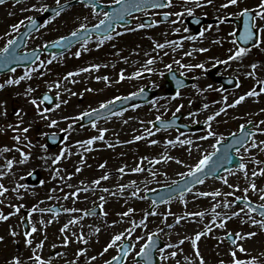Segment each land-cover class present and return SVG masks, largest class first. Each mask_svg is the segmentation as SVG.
<instances>
[{
    "label": "rangeland",
    "instance_id": "rangeland-1",
    "mask_svg": "<svg viewBox=\"0 0 264 264\" xmlns=\"http://www.w3.org/2000/svg\"><path fill=\"white\" fill-rule=\"evenodd\" d=\"M70 0H60V4ZM208 1V0H207ZM244 1L238 0L236 5H228L227 0H213L204 2L201 5L195 3L194 12H208L209 15L215 14V17L223 15H235L243 7ZM260 1V0H258ZM262 1V0H261ZM103 3L112 4L114 0H102ZM180 0L175 5L173 15L176 20L167 28L139 31L133 33H124L112 40H106L103 45L97 47L98 40L88 42V51H83L81 46L73 51H68L60 57H51L42 54L31 67L26 69H15L0 75V83L8 79H19L25 71L31 73V79L22 80L19 84L5 85L0 89V172L6 173L0 177V183H3L9 189L3 196H0V213L8 215L7 220H0V264H12L15 258L20 260V264H37L34 257L40 256L46 264H100L106 259H111L116 254L117 247L109 249L104 256L99 253L110 242L111 237L130 227V222L135 221L139 224L140 220L145 218L144 211L148 208L149 202L144 199V193L149 190H157L162 186L171 184L174 180L180 178L181 173H187L200 158L212 151L214 143L220 137L229 135L230 131L236 132L241 125L247 121H253L255 127L253 130L256 135L250 138L249 143L242 148L237 155L245 163V170L234 169L223 174L230 185L224 184L220 179L205 180L203 184L192 189L190 194L183 195V199L176 197L169 202L155 208L145 220L146 227L139 226L133 232L131 237H123L133 242L135 247L129 253L124 264H133L135 252L139 251L140 246L145 242L148 233L156 235L165 243V255L169 258L162 260L158 252L159 264H199V258L196 257V248L199 249L206 264H230L233 260L231 252L236 250V258L241 260H250L253 257L258 258L264 264V227L260 224L251 223L247 211L239 216H232L233 212H240L242 207L233 204L236 197H245L247 200L257 205L264 204L261 199L264 196V175L252 176L253 171H259L264 168V149L248 148L253 139L257 143L264 140V133L258 129L264 128V92L257 96L246 97L236 107L226 108L225 113H221L211 121V130L215 132V137L207 136L208 125L202 132L192 136H182L175 131H155L150 127V122L156 117L167 118L171 114L182 113V120L187 123H198L206 120L209 115H213L226 104H232L239 97L252 89L257 90L258 81H264V48L260 46L250 50L243 57L235 59L233 70L223 73L241 76V91L234 94L223 95L216 86L210 82L205 75V69L216 53L217 45L213 38L222 43L223 38H218L224 31L226 41L220 48V55L225 60L232 52L230 32L223 26H213L208 30L206 40L202 44H192L193 32L183 24V18L188 13L185 7L187 4H180ZM248 2V3H247ZM246 5L252 4L251 0H246ZM259 2L253 6L258 7ZM32 5H36L33 9ZM43 5L47 7L57 5L56 0H25L19 3L7 2L0 5V48H3L8 39L15 36L22 30L23 24L15 32L11 25L18 24L21 20L24 23L27 17H35L41 14L40 9ZM204 5L202 8L201 6ZM210 5L209 7H207ZM185 9V10H183ZM201 9V10H200ZM258 9V8H257ZM182 10V11H181ZM103 16V12L93 13L91 8L84 5H77L61 13L58 17L47 21L33 35H31L23 50L29 51L34 48H41L43 44L50 42L58 37L69 34L79 27L81 23L90 25ZM257 24L264 27V20H257ZM232 29V26H228ZM226 27V28H228ZM179 29V31H177ZM186 37L187 41L180 42V37ZM210 36V38H208ZM264 33H262V37ZM264 39V38H263ZM262 39V42L264 43ZM222 40V41H221ZM166 41H177L180 46L167 45L163 49H156L155 43H165ZM207 45H212V51L206 57L203 54L209 52L200 51L206 49ZM261 45V44H260ZM81 51V55L76 57L74 53ZM147 53V55H146ZM185 53H191L186 55ZM148 59H154V63L148 65ZM51 60L49 64L47 61ZM176 60H180L182 69L186 73L192 74L189 65L201 63L204 65L202 71H196L195 87L179 92L180 95L170 97L164 90V81L162 73L168 65H174ZM40 61H44V67L40 68ZM92 64H99V70H90L81 72L78 76L71 77L65 81L63 77L68 72H75L80 68L89 67ZM256 64L257 68L252 69L251 65ZM35 68V71H32ZM147 68L151 76L146 80H139L133 74L137 71L144 72ZM121 71L125 75L124 80H120ZM253 73L252 75H249ZM193 74V75H194ZM247 75V76H246ZM257 75H261L257 76ZM108 76L109 81L103 79L97 80L96 77ZM256 76V77H255ZM251 77H255L251 79ZM77 83H72V80ZM55 82H59L61 87H51ZM145 85H152L157 91V98L153 105L148 107L131 110L125 114H119L108 120L97 123V127H81L77 125L78 120L71 119L79 116L81 112L98 107L101 103H106L128 93L138 91ZM210 86V87H209ZM264 86V85H263ZM31 87L34 91L26 94V90ZM262 87V85H261ZM260 87V89H261ZM65 89L77 93L70 95ZM93 89V91H85ZM259 90V89H258ZM257 90V91H258ZM43 92H48L57 98L56 104L61 100H67V104H61L56 108V104L50 108V111L44 113L43 118L40 114L43 107L38 102L37 105L31 103L35 96ZM57 92L60 96L57 97ZM83 93V95H79ZM225 97L227 100L225 101ZM208 104L207 109L203 108ZM180 108L177 112L176 109ZM17 113L21 115L18 116ZM195 113V115H189ZM69 117L70 119H64ZM22 118V123L20 122ZM51 120H56V125H51ZM69 124L72 128L68 129ZM11 125L12 127H9ZM23 128L29 131L24 133ZM15 129V130H14ZM100 129H106L103 140H96L92 145H85L90 151L77 144V141H84L100 134ZM67 130V131H65ZM152 135H148V131ZM47 133H63L66 141L63 145L48 149L44 146V136ZM19 135L20 141L15 137ZM136 135H141L144 139L134 140ZM191 140L192 144L169 145L168 140ZM157 141L156 144L150 141ZM131 141V142H129ZM7 148L8 151H4ZM61 149H66L64 156L56 163L53 160L60 154ZM25 153L27 158L21 156ZM162 156H171L172 160L161 161V163H150L154 159H160ZM147 159H144V158ZM83 158V163L81 160ZM24 160L21 163V160ZM12 160L11 169L6 167L7 161ZM177 160L181 161L177 163ZM259 161L260 163H257ZM105 167L101 168L100 165ZM140 166L144 168L142 172H133L132 168ZM79 167L81 171L77 172ZM124 167L125 172L121 174L118 169ZM57 169L59 173L57 174ZM37 171L40 176V186L35 189L28 188L25 183V177L31 171ZM153 172L157 175L154 177ZM105 174L108 179L101 180L99 185L93 184L94 180L100 179ZM135 181V185L132 182ZM255 183L256 190H252L250 185ZM23 185L22 188H18ZM120 185H127L123 192L120 191ZM238 186V187H236ZM13 191V189H17ZM77 188H88L87 192L81 191L76 196L71 193ZM109 189L105 192L104 189ZM139 192L133 197L131 193ZM245 189H248L245 192ZM219 191L222 195L219 197H201L197 193ZM113 193L115 195H113ZM230 194V195H229ZM65 196L68 198L65 199ZM103 196L104 200L100 197ZM49 197H52L49 199ZM229 201L230 208H224L223 202ZM13 205H23L19 212H15ZM59 205L62 209L61 215L44 214L37 210L31 212L36 206L38 209ZM213 205H216L213 209ZM99 207V215H85V211ZM128 208L134 209V212L126 218H121L120 213L127 211ZM65 209H75V211H65ZM207 212L203 217H192L188 213ZM213 211L219 213L221 217L225 214L231 216V219L225 221V227H218L221 222ZM31 214L29 215V213ZM107 213L105 215L104 213ZM9 213H14L9 215ZM170 213V214H169ZM167 214V219L164 216ZM23 215H27L29 220V231L32 227L36 228L31 236H26L22 232L20 221ZM176 217H183L179 224L176 223ZM252 218V217H251ZM257 221L259 219L252 218ZM71 220L78 221L75 224H69ZM113 221H116L113 224ZM65 224L69 227L65 232L61 228ZM167 225H172L171 228ZM99 227L100 232L94 229ZM211 228V232L201 237L197 242L196 248L192 245V238L197 232L205 231ZM163 229V231H160ZM16 235L13 236L12 232ZM254 232L255 235L238 242L246 251L239 252L238 246H230L224 239L226 233L247 234ZM83 235L85 242L78 239ZM65 236L69 243L64 244ZM139 236L142 239L136 240ZM28 239L32 240L31 245L27 244ZM183 240L184 243L179 242ZM168 244L177 245L174 248H168ZM42 245V247H38ZM80 249H86V252L77 256ZM176 251L177 256H171V252ZM96 256L94 262H90L89 257Z\"/></svg>",
    "mask_w": 264,
    "mask_h": 264
},
{
    "label": "snow or ice",
    "instance_id": "snow-or-ice-1",
    "mask_svg": "<svg viewBox=\"0 0 264 264\" xmlns=\"http://www.w3.org/2000/svg\"><path fill=\"white\" fill-rule=\"evenodd\" d=\"M6 0H0V5H3L5 4ZM20 0H17V3H19ZM57 2V5H58V8L57 9H54V13H55V16L53 17V19L56 17V16H59L61 11L63 10V7L60 6V0H56ZM114 2L118 5H120V7L114 9L111 13L109 12H104L103 15L105 17V19L101 20L99 25H95L94 28L96 29V31H100L101 29V26L107 24V27L103 28V32H104V35L100 38H98V41H97V47H100L101 45L104 44L105 40H112L113 39V35H111L110 33L113 31V27H112V22L115 21V20H123L124 19V14L125 13H129L131 12V9L133 8H140L142 6V4L144 2H146V0H141V2L139 3H131L129 4L127 2V0H114ZM208 2L210 3L211 0H208ZM238 3V0H227V4L223 5V7H227L228 5H236ZM153 7H156V6H159L155 3L152 4ZM95 6H93L94 8ZM32 8L35 9L36 8V5H32ZM39 11H46L47 10V5H43L40 9H38ZM242 15L245 17V22H244V31L242 33V35L240 36V39L243 40L245 43H248L249 41H252L253 40V37L256 36V42L258 44L259 40H260V33H264V27H261L260 25L257 24V20H264V0H262V2L258 5V9L250 14V10L245 8L243 9L242 11ZM27 20L30 22V27H35V20L33 19V17H27ZM249 21H251V23H249ZM47 23V22H45ZM24 24V21L21 20L18 24H13L11 25V28L12 30L15 32L17 29H19V27ZM139 28H143L144 27V24H139L138 25ZM79 29H83L84 30V33H85V36H84V39H83V42L81 43V48L83 49V51H88V42H89V38H90V35H91V32L90 30L86 27L85 24L81 23L79 25ZM79 29H77L76 31H72L71 32V37L72 38H78V34H79ZM254 29H258V32H254L253 30ZM132 29H129V31H131ZM177 31H179V29H177ZM24 35H28L27 32L24 33ZM116 36H119V35H122V33L120 32H116L115 33ZM201 35H203V33H201ZM189 39H195V37H188ZM60 42H63V44H61L62 47H68L71 45L72 43V40L68 39L67 37H61L60 38V41H57V43H60ZM167 45H175V46H180L179 43L177 41H166L165 43H155V48L156 49H163L165 46ZM19 43L14 40V39H8L7 41V44L3 47V48H0V57L3 58L2 62V65L4 67H7V65L11 62H15V61H19L21 59H28V57H22L20 55L17 54L16 52V49L19 47ZM200 51H207V49H200ZM246 52H248V49L247 48H238L234 55H230L228 57V60H233V59H239L241 56H243ZM186 55H190L191 53H185ZM74 55L76 57H79L81 55V51H76L74 53ZM147 55V53H146ZM32 57L35 59V60H39V57L37 56V54L35 52L32 53ZM52 61L49 60L47 61V63H51ZM155 61L154 59H148L147 60V64L148 65H151L153 64ZM44 61H40V64H39V67L40 68H43L44 67ZM176 63H180L179 61H176ZM218 63H220V61H218ZM224 63H226V61H224ZM183 67V65H181ZM101 67V65L99 64H92L90 65L89 67H84V68H80L78 69L77 71L75 72H68L64 77L63 79L65 81L69 80V78L71 77H75V76H78L81 72H89L90 70H99V68ZM169 69L171 68L170 65L167 66ZM189 68L193 67V65H189L188 66ZM195 67H200L202 68L203 65H195ZM252 69L255 70L257 68V65L256 64H252L251 65ZM12 71H15V69H11ZM147 71H151L152 69L151 68H147L146 69ZM32 71H35V68H33ZM253 73H250L249 75H252ZM134 76L136 77H139L141 75V72L140 71H137L133 74ZM32 76H31V73L29 71H25L24 75L19 77V79H8L6 80L4 83H0V89L4 88L5 85H12V84H19L22 80H25V79H31ZM126 77L123 73V71H121L120 73V76H119V79L122 81L124 80ZM97 80H101L103 79L105 82H108L109 81V77L108 76H104V77H99L97 76L96 77ZM72 83H77L76 80H72L71 81ZM259 83H262L264 84V81H258ZM178 84L182 83L181 81H177ZM51 87H56V88H59L61 87L60 83L59 82H55L53 85H49V89H51ZM193 87H195V85H193ZM210 87V86H209ZM34 91V89H32L31 87H29L27 90H26V94H30ZM65 91H68L70 93V95H77V93L75 92H71V90L69 89H65ZM85 91H93V89H86ZM143 90H141L142 92ZM260 92H264V88H261L259 91H257L256 89H252L250 91H248L246 94L244 95H241L239 96L237 99L234 100V102L232 104H226L225 107H221L219 109V111L215 112L213 115H209L207 117V119L204 121L205 124L208 125V132H207V136H204V137H201V139H207L208 137H215V132H213L211 130V121H213L214 119H216V117L220 116L221 113H225L226 111V108H231V107H236L237 105H239L241 102H243L246 97H252V96H257L260 94ZM79 95H83V93H80ZM133 96L136 95V93H133L132 94ZM176 95H180V93L177 91ZM60 96V93L57 92V97ZM52 97L49 96V95H44L43 96V100L44 101H48V100H51ZM119 99V98H117ZM225 101L227 100V97L224 98ZM31 103L33 105H37V108H38V111H39V106H38V102L36 99H32L31 100ZM68 101L67 100H61L60 103L56 104V108H59L61 106V104H67ZM112 101H108L107 104L106 103H101L99 105V108L100 109H106L108 114L109 115H116L115 112H113V110L108 106V105H111ZM135 107V105L133 106ZM209 107L208 104H204L203 105V108L207 109ZM50 109L48 108H45L43 109V112H41L40 114L42 115L43 118H47L46 116H44V113H47L49 112ZM177 112L180 111V108L178 107L176 109ZM18 116H20L21 114L20 113H17ZM189 115H195V113H189ZM93 117L92 121H91V124H92V127L93 128H96L97 125H96V119H99L101 118L102 114L99 112L98 109H90L88 111H84V112H81L79 114V116L77 117H74V118H71V119H75V120H79L81 117ZM64 119H70L69 117H64ZM157 120H160V117H156ZM22 123V118H21V121ZM151 123V122H150ZM162 124H165V126H168V124H166L165 122L161 121ZM248 123H252L251 121H249ZM261 124H264V121H261L260 122ZM57 124V121L56 120H51V125H56ZM9 127H12L11 125H9ZM241 129L243 130L244 129V125H241L240 126ZM255 127V126H254ZM72 128V124H69L68 126V129H71ZM15 130V129H14ZM261 133H264V128H261V129H258ZM22 131L24 133H27L29 131L28 128H23ZM67 131V130H65ZM107 130L106 129H100L99 132L100 134L98 136H93L87 140H84V141H77V144L80 145V147L84 148L85 151H90L91 149L90 148H85V145H92L94 143V141L96 140H103L104 139V133L106 132ZM148 131V130H146ZM148 135H152L151 131H148ZM256 135L255 132H252V131H241L240 133V136L237 138L235 137V135H233V139L231 141V143H227L226 145H224V147L222 149H217L216 148V145L220 144L221 140L223 139V137H220L219 139L216 140V144L212 145V147L214 149H216L215 152H212V153H208V154H205L202 158H200L198 160V162H196L194 164V166H192L189 171L187 173H181L180 174V179L181 181L183 182V187H179L177 186V188L173 189V191H179L180 194H181V199H183V193L184 191H189L191 192L192 189L189 187L190 185H194V184H203L204 183V179L202 178V176H208V175H212L213 173H216L217 172V169L220 167V164H221V161H228L230 159V155L228 153V150L231 149L234 145H241L243 146L244 144L247 143V138L248 137H254ZM15 139L17 141H20L21 137L19 135H17L15 137ZM141 139H144L143 136L141 135H136L134 137V140H141ZM131 142V141H129ZM180 143V144H192V141L191 140H181L179 137H177V139L174 141V140H168L167 143L169 145H175L176 143ZM150 143L152 144H156L157 141L155 140H152L150 141ZM260 147L261 149H264V140L262 141H259V143H257L255 141V139L252 140V142L250 143V145L248 146V148H245L244 150L245 151H248L249 148H258ZM4 151H8L7 148L4 149ZM65 151L66 149H61V152L59 155H57L55 157V159L53 160V164H56L65 154ZM240 149L237 148V152L239 153ZM222 153V155H221ZM21 156L26 159L27 156L25 153L21 152ZM214 157H217V159L213 162V164L207 169V171H205V167L207 165H209V162L210 160H213ZM144 159H147L146 157ZM173 157L171 156H162L160 159H154L152 161H150V163H156V164H159L161 163V161H168V160H172ZM21 163L24 162V160L22 159L20 161ZM181 161L177 160V163H180ZM257 163H260L259 161H256ZM81 163H83V158L81 160ZM12 165H13V161L12 160H8L7 161V165L6 167L8 169H11L12 168ZM101 168H104L105 165L104 164H101L100 165ZM246 168V165L245 163L241 162L239 164V169L240 170H245ZM76 171L79 172L81 171V169L79 167L76 168ZM118 171L123 174L125 172V168L122 167L120 169H118ZM132 171L133 172H142L144 171V168L143 167H140V166H136L134 168H132ZM59 173V169H57V174ZM6 173L4 172H0V177L4 176ZM200 174V175H198ZM264 175V168H261L259 169V171H253L252 172V176H256V175ZM152 175L155 177L157 175L156 172H153ZM185 176L187 177H190L191 179H185ZM219 179H221L223 181L224 184L228 185L229 187H233V185H230L229 184V181L226 177H223V176H218ZM108 179V175L105 174L104 176H102L100 179H97V180H94L92 183L93 184H96V185H99L101 180H106ZM176 182L173 181V184H175ZM132 185H135V181L132 182ZM23 185H19L18 188H22ZM128 187L127 185H120V191L123 192L124 188ZM238 187V186H236ZM251 189L252 190H256V184L253 183L250 185ZM18 188L17 189H13V191H17L18 192ZM89 189L88 188H83V189H80V188H77L76 191H74L73 193H71L72 196H76L77 193L81 192V191H85L87 192ZM9 189L6 188L4 186L3 183H0V196H3L6 192H8ZM105 192H108L109 189L105 188L104 189ZM248 189H245V192H247ZM139 192V189L137 188L136 191H133L131 193V195L133 197L137 196ZM113 195H115L113 193ZM197 195L201 196V197H208V196H212V197H219L221 196L222 194L219 192V191H213V192H205V191H201L199 193H197ZM230 195V194H229ZM52 197H49V199H51ZM68 197L65 196V199H67ZM101 200H104V197L101 196L100 197ZM161 200H163V197L160 198ZM237 200H240V199H243L245 200V208L248 207V203H247V196L245 197H236ZM262 200H264V196L261 197ZM153 204H155V201H153ZM14 209H15V212H19L21 210V208L23 207V205H20V206H16V205H13L12 206ZM216 205H213V209H215ZM223 207L224 208H230L231 207V203L229 201H224L223 202ZM260 215L261 217H264V204H261L260 206ZM45 211V209H38L36 206H34L32 209H31V212H35V211ZM65 211H75V209H65ZM252 211H255V209H252ZM31 212L29 213V215L31 214ZM134 212V209L132 208H128L127 211H124V212H121L120 213V216L121 218H126V217H129L132 213ZM244 212V209L242 208L240 210V212H233L232 213V216H239L241 213ZM14 213H9V215H12ZM90 214L89 212H86L85 215H88ZM105 215H107V213L105 212L104 213ZM156 213H146L145 214V218L140 220L139 224H137L134 220L130 222V227L126 228L124 230V232H121V233H118L116 235H113L111 237V240L110 242L104 247L103 251L99 253V255L102 257L104 256L105 253H107L109 251V249L113 248L114 246H116L118 249H119V254L118 255H113L111 257V259H106L103 261V264H123V261L126 257H128L129 255V252L132 250V248L135 247V245H129L127 243H124L123 241V237L127 236V237H131L133 232H135L136 228L139 227V226H144L146 227L147 225L145 224V220L147 219V216L148 215H155ZM170 214V213H169ZM207 214V212H190L188 213L189 216H192V217H203ZM213 215L216 216L218 219H220V223L218 225V227L220 228H224L225 227V221L228 220V219H231L232 217L231 216H228L227 214H225L223 217L220 216L219 213H216L215 211H213ZM9 218L8 215H4L3 213H0V220H7ZM164 219L166 220L167 219V214L164 216ZM184 218L183 217H176V223L179 224L181 222V220H183ZM251 223L253 224H260L262 227H264V220H260V221H257L255 219H252L251 217H249ZM78 221L76 220H71L69 222V224H75L77 223ZM116 221H113V224H115ZM69 224H65L63 226V228H61V232H65L67 230V228L69 227ZM167 227L171 228L172 225H167ZM100 228L99 227H96L94 229L95 232H100ZM36 231V228L33 226L32 227V230L31 232H26L25 235L26 236H31V233H34ZM160 231H163V229H160ZM208 232H211V228H206L205 231H201V232H197L194 236V238H192V245L194 248H196L197 246V242L201 240V237L206 235ZM12 235L15 236L16 233L13 231L12 232ZM156 235V233H148L147 234V242L146 243H143L140 248H139V251L135 252V256L136 257H141L142 258V262H138V264H151V250L153 248H156L157 245H156V241L154 240V236ZM227 237L231 240V243L233 246H238L239 248V252H245L246 249L240 245L238 242L240 241H243L245 240L246 238H250L252 236L255 235L254 232H249L247 234H241V233H227L226 234ZM234 237V238H233ZM3 237H0V240H2ZM79 240H81L82 242H85L86 241L84 240V237L83 235H81L80 237H78ZM142 238L137 236L136 237V240H141ZM27 244L31 245L32 243V240L31 239H28L26 241ZM69 243V239L67 236H65V239H64V244L67 245ZM180 244H183L184 241L181 240L179 242ZM122 245V247H121ZM38 247H42V245H38ZM168 248H174V247H177V245H173V244H168L167 245ZM157 251L159 252L160 256H161V259L162 260H167L169 257L167 255H165V249L164 248H157ZM86 252V249H80L78 250V252L76 253L77 256H81L83 255L84 253ZM195 255L196 257L199 258V264H206V261L203 259L202 257V254L200 253L199 249L196 248V252H195ZM231 255L233 256V260L231 261V264H262V262L258 259V258H255L253 257L252 259L250 260H241V259H238L236 258V250H235V247H234V250L231 252ZM171 256L175 257L177 256V252L176 251H173L171 252ZM35 261L37 262V264H46V262L44 260L41 259L40 256H35L34 257ZM97 259L96 256H91L89 257V260L90 262H94L95 260ZM12 264H20V260L18 258H15L12 262ZM221 264H223V261H221Z\"/></svg>",
    "mask_w": 264,
    "mask_h": 264
},
{
    "label": "water",
    "instance_id": "water-1",
    "mask_svg": "<svg viewBox=\"0 0 264 264\" xmlns=\"http://www.w3.org/2000/svg\"><path fill=\"white\" fill-rule=\"evenodd\" d=\"M8 1V0H6ZM14 1H17V0H14ZM21 1V0H20ZM81 1H90V0H75L73 1L72 3H78V2H81ZM149 1L150 0H146V2H144L142 4V6L140 8H133L131 9V13H134L136 11H140V10H143V9H146V7H148L149 5ZM127 2L129 4L131 3H139L141 2V0H127ZM69 5L71 4H65V5H61L63 7V9H65L66 7H68ZM120 7V5H115L113 6L112 8H109L108 9V12L111 13L114 9ZM57 7H54V8H49L47 9L46 11L43 12L42 16L40 17H36V18H33L35 20V27H30V22L26 23L25 26H24V30L16 37L14 38V40H16L18 43H19V47L16 49V52L18 54V51L23 47L24 43H25V40L26 38L32 33L34 32L41 24V21L44 20V19H47L51 16H54L55 13H54V9H57ZM129 15V13H125L124 14V18ZM105 19V18H104ZM123 20H115L112 22V27L114 28V25L115 24H124L125 22H123ZM238 28H237V34H236V38H237V42L243 46L245 45H251L254 41H255V36L253 37V40L252 41H249L248 43H245L243 40L240 39V36L242 35L243 31H244V22H245V17L242 15V17L240 18V20H235ZM249 23H251V21H249ZM99 25V23L97 24ZM107 27V24L101 26V29L100 31H96V29L94 27H90L88 28L91 32V34H97L99 36H103L104 35V32H103V28ZM27 32L28 35H24V33ZM84 36H85V33H84V30L83 29H79V34H78V38H72L71 35H69L67 38L72 40V43L70 46L68 47H62L61 44H63V42H60V43H53V44H50L48 46H45L44 47V50L47 51V52H52L54 53L55 55L56 54H60V53H63L64 51H66L68 48H70L73 44L77 43L78 41H81L84 39ZM60 41V40H59ZM35 52L38 56L39 53H41V51L39 50H35V51H31L29 53H22V54H18L22 57H28V59H21L19 61H15V62H11L7 65V67H4L2 65V63H0V74L3 73V72H6V71H9L17 66H28L30 65L35 59L32 57V53ZM3 58L0 57V62H2ZM172 74V73H170ZM179 81V80H177ZM179 84L177 82H173L172 86H171V89L170 91H174L173 89H176L178 88ZM151 92H148L147 89L143 90L141 93L139 94H136V95H132V96H129V97H126V98H122L114 103H112L111 105H108L112 110L113 112L114 111H117V110H120V109H123L127 106H129L132 102H141V103H146L150 96H151ZM44 95H47V94H44ZM40 96L38 99H40L43 103H45L46 106L52 104L54 102V99L52 98L51 100H48V101H44L43 100V96ZM99 112L102 114L101 117H104L106 115H108V112L106 109H101L99 110ZM93 117L89 116V117H83V122L82 124H86V123H89L90 121H92ZM166 124H168V126H165V124H161V123H158V125L160 127H169L171 126V121H168V122H165ZM250 125H248L246 128H244L243 130L241 131H246V129L249 127ZM177 127V126H175ZM178 129H182V128H179L177 127ZM240 134L238 136H235V137H239ZM233 137H230L227 139V143H231ZM247 141H248V138H247ZM62 142V136L61 135H47L46 137V145L49 146V147H55L56 145L60 144ZM227 143H220L218 145H216V148L217 149H222L224 147V145H226ZM242 146L241 145H234L231 149L228 150V153L230 155V159L228 161H221V164H220V167L217 169V172L216 173H213L212 175H208V176H202V178H206V177H216L218 178V176L225 172V171H228L229 169H232L234 166L238 167L240 162H239V159L237 157H235L233 155V152L237 150V148H241ZM222 155V153H221ZM217 159V157H214L213 160H210L209 162V165H207L205 167V171H207V169L213 164V162ZM200 175V174H198ZM186 180L187 179H191L190 177H186L185 178ZM28 183L30 185H36L37 183V177H36V174H33L31 175L29 178H28ZM194 185H197V184H194ZM194 185H190L189 187H193ZM177 186L179 187H183V182L181 180L177 181L175 184L169 186V187H166V188H162L160 189L158 192L156 193H147L146 194V197L150 198L153 201H155V204H152V206L150 207L149 211L155 207L157 204H160L164 201H166L167 199H170L176 195H180V192L179 191H173V189L177 188ZM187 192V191H184V193ZM163 197V200H161L160 198ZM237 203L238 204H241V205H244L245 206V201L244 200H237ZM248 203V209L250 212H254V213H257L258 215H260V207L254 205V204H251L249 202ZM58 208H54L52 211H55L57 212ZM252 209H255V211H252ZM261 216V215H260ZM264 219V217H263ZM154 240L156 241V245L157 247L156 248H153L151 250V264H157V258H155L154 256V252L155 250H157V248H159L161 246V243L158 242V239L154 236ZM130 245V244H129ZM122 247V246H121ZM137 261L139 260H142L141 257H137L136 258Z\"/></svg>",
    "mask_w": 264,
    "mask_h": 264
},
{
    "label": "flooded vegetation",
    "instance_id": "flooded-vegetation-1",
    "mask_svg": "<svg viewBox=\"0 0 264 264\" xmlns=\"http://www.w3.org/2000/svg\"><path fill=\"white\" fill-rule=\"evenodd\" d=\"M205 27H209V26H205ZM226 67V63H224V64H222L221 66H220V70H219V75H221V71H223V69Z\"/></svg>",
    "mask_w": 264,
    "mask_h": 264
}]
</instances>
